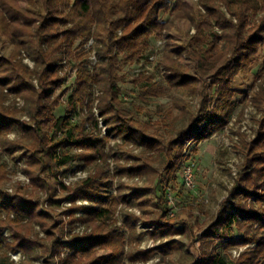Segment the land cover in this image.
<instances>
[{"label": "trees", "instance_id": "1", "mask_svg": "<svg viewBox=\"0 0 264 264\" xmlns=\"http://www.w3.org/2000/svg\"><path fill=\"white\" fill-rule=\"evenodd\" d=\"M27 3L35 8L0 0V264H12L9 253L15 251L25 256L20 264H144L156 253L162 257L156 264H163L181 248L173 237H193L198 222L170 216L162 184L173 189L181 183V168L197 154V145L231 121L242 101L235 96L245 95L232 87L235 77L248 71L264 46V0H197V6L185 0ZM181 20L194 34L178 42L172 31ZM160 38L165 45L159 64L169 91L199 101L193 110L174 97L171 107L156 110L153 118L143 107L162 95L153 76L131 78L135 95L127 98L123 68L148 61L152 43ZM92 52L96 62L89 68ZM23 53L35 69L21 61ZM11 96L24 100L29 121L6 104ZM248 96L260 114L256 137L240 139L239 175L216 215L199 225V254L189 264H264V88ZM181 120L186 123L178 127ZM15 129L19 136L9 138ZM129 146L141 148V155L122 160V149ZM17 152L26 160L29 194L2 188L8 173L4 158ZM87 167L85 178L64 182L66 173ZM125 176L148 182H125ZM41 192L47 193L48 208L42 207ZM65 201L71 205L55 212ZM120 206L125 207L118 211ZM56 214L64 220L58 222ZM77 224L83 226L81 233L74 232ZM140 225L147 230L138 232ZM5 229L11 242L3 238ZM146 234L154 241L169 239L144 249L140 241ZM237 246L248 247L237 257H223L221 251Z\"/></svg>", "mask_w": 264, "mask_h": 264}, {"label": "rangeland", "instance_id": "2", "mask_svg": "<svg viewBox=\"0 0 264 264\" xmlns=\"http://www.w3.org/2000/svg\"><path fill=\"white\" fill-rule=\"evenodd\" d=\"M19 4L28 9H34V6H31L27 3V0H17ZM185 2L197 6L196 2L197 0H185ZM163 16V18H165ZM191 34H194V29L190 26V24L185 21L181 20L177 23L175 26V29L172 31V37L175 39V41H183L189 38ZM162 41L161 44L159 42L152 43L153 46V52L148 55L149 59L148 61H143L139 64H133V65H126L123 68V72L125 73L127 82L124 83L123 86V96L127 98H133L135 95V87L134 85L129 81L131 78L136 77L137 73L142 74H150L153 76L154 81L157 83L162 95L158 98H150L147 100L145 104H143V107L145 111H148L152 114V117L155 118L157 115L156 110H166L171 107L172 105V98H178L183 100L184 102L191 105L192 109L195 110L197 108L198 104V97L197 96H188L187 94H181V93H174L172 91H169L167 84L164 82L162 78V67L159 64L162 53L164 51V40L160 38ZM92 40H89L85 48H89L91 46L90 43H92ZM10 48L7 46L5 48V54H8ZM94 52H92L90 58H89V64L91 65L94 61H96V58H94ZM151 57L153 59H151ZM23 63H25L30 69H35V62L28 56H26L25 53H23V59L21 60ZM185 64L193 70V65L189 60L185 61ZM65 75V73H60ZM75 70L68 72V79L67 84L69 85L71 82L74 81L75 77ZM35 84H37V81H34ZM262 86L264 88V46L260 50L257 60L251 65V67L248 69L247 72L238 74L235 77V80L232 84V87L234 88H240L239 91L245 92V99L244 94H238L235 96V100H242L240 101L235 108L234 114L231 118V121L226 125V133L224 128L220 131L214 133L208 139L202 141L199 143L196 147L197 154L191 155L196 165V171H195V181H196V188L191 191H186L183 189V186L180 182L173 184L172 194L175 196V199L180 202L179 207H176L175 209V215L181 216L182 219L188 220V218L193 221V219H197L198 224L196 223L194 229H193V237H186L181 235H176L173 237V239H177L181 243V248L179 250L173 251L169 257L163 262V264H189L191 262L192 256L196 257L199 254V248L200 242L197 240V237H199L200 230L199 225L207 223L213 216L216 215L217 210L219 208V204L221 201L228 196V191L232 188L234 185L237 176L239 175V172L241 170V165L243 162V154L241 152V140L245 139L246 141H251L255 139L256 132L258 129V119L260 117V114L252 104L250 98H249V91L258 90L259 87ZM58 92V91H57ZM96 92V90H94ZM13 104L16 109L19 111V115L21 117L22 121H29V116L27 114V111L25 108L27 107L24 100L20 97H12L6 104ZM97 101H94L93 106L95 107ZM95 108H93L94 111ZM63 110L60 109L56 114L61 113ZM94 113H97L94 111ZM178 111H175V114H178ZM149 115V114H148ZM142 118H147V116H143ZM183 123H186V121L181 120L177 124L178 127H181L184 125ZM231 123V124H230ZM18 130H13L11 133H9V138L14 139L17 136H19ZM115 142H120L117 140H111L110 146H113ZM130 148L132 150H130ZM117 149V148H116ZM123 153H122V160L126 159L128 161H132L133 159L139 157L141 155V148H132L129 146L128 148L123 147ZM191 150V148H189ZM77 152H80V150H77ZM124 158V159H123ZM5 163L7 164V177L4 183L2 184V188L5 192L9 194L14 193H24L26 192L29 194L31 193V183L30 178L26 173V160L25 157H22L20 155V152H17L14 157L5 156L4 158ZM75 163V161H74ZM77 164V163H75ZM111 163V167L112 168ZM79 169V168H77ZM90 171V168L87 167L86 170L81 172L80 175L74 174L75 172L72 171V176H76L74 180H72V183H74L77 180H80L82 178H85ZM86 172V173H85ZM67 174L64 176L67 181ZM86 176H85V175ZM84 175V176H83ZM82 176V177H81ZM79 177V178H78ZM181 180V178H178ZM125 182H133L138 183L139 185H144L148 182L146 180V177H123ZM156 181V180H155ZM180 184V185H179ZM54 188V185L51 184V189ZM114 192V190H112ZM46 192H41V201H42V207L48 208L49 206H43V202L45 201ZM47 202V201H46ZM48 204V202H47ZM55 204V203H54ZM190 207L189 213H191V216H189V213L184 210L185 206ZM69 207V206H68ZM125 206H122L124 208ZM67 207H60L55 208L56 211H62ZM121 210V209H120ZM132 211H136V214H139V211L137 208H132ZM56 220L60 222L61 220H64V218L60 214H56L55 216ZM122 220V219H121ZM36 230H39V228L36 226ZM139 231H144L142 229L141 225L137 228ZM75 232V231H74ZM39 236H43L42 233L39 234ZM3 238H5L8 242H11L12 239L10 237V232L8 229H5L3 231ZM169 238L164 237L161 240L154 241L150 238L148 234L144 235L140 241V247L141 248H149L154 245L159 244L160 242H165ZM239 238H235L234 242H238ZM221 247V246H220ZM219 247V248H220ZM248 246H237L231 248L228 253L221 251L223 257L228 258V254H230L232 257H237L239 252H242L245 250ZM235 251V252H233ZM236 252V256L234 255ZM23 253L21 251H15L10 252V260L13 261L12 264H20V262L25 258ZM12 255L16 256V261L12 259ZM63 255V254H62ZM162 259L161 255L156 253L154 254L146 263L144 264H156L157 262H160ZM35 264H43L41 260H36L34 262ZM125 264H128L126 262ZM136 264H141L136 263Z\"/></svg>", "mask_w": 264, "mask_h": 264}, {"label": "built area", "instance_id": "3", "mask_svg": "<svg viewBox=\"0 0 264 264\" xmlns=\"http://www.w3.org/2000/svg\"><path fill=\"white\" fill-rule=\"evenodd\" d=\"M157 42H159V44H161L162 43V41L161 40H158ZM151 59H153L152 57H151ZM95 62L96 61H94L90 66H89V68H92V65L93 64H95ZM61 73V72H60ZM140 73V72H139ZM139 73H137V75L139 74ZM94 111L96 112V108L94 109ZM95 115L97 116V113H95ZM231 124V123H230ZM99 127H100V130H101V133L102 134H105V132H106V130H105V127L103 126V124H102V122L101 121H99ZM226 128L227 127H224V130H225V133L227 132L226 131ZM213 136H215V135H213ZM187 145V147H186V149H185V154H189L190 153V150H189V148H190V144L189 143H187L186 144ZM83 171L84 170H81V169H77V168H74L73 169V172H75L74 174H76V176L77 175H80V173L82 172L83 173ZM195 171H196V165H195V163H194V161L191 159V161H188V162H186L183 166H182V168H181V173H180V176H181V185L183 186V189L184 190H186V191H193L195 188H196V181H195ZM72 173V172H71ZM71 173H68L67 174V181H66V178L64 177L63 178V180H64V182L66 183V184H70L71 182H72V180H74L75 178H76V176H72L71 175ZM86 173V172H85ZM85 175V174H84ZM83 175V176H84ZM86 176V175H85ZM82 177V176H81ZM79 178V177H78ZM77 179V178H76ZM162 186H164L163 188H164V196H165V200H166V203H167V206H168V208H169V214H170V216L171 215H173V214H175L174 212H175V209H176V207H179V204H180V202L178 201V200H176L175 199V196H173V194H172V189H170V188H167L166 186H165V184H162ZM113 192V191H112ZM77 204H87V202L86 201H77L76 202ZM48 204H47V202L46 201H44L43 202V206H47ZM71 205V203L70 202H63L62 203V207L64 208V207H67L68 208V206H70ZM122 208V206H120L119 208H118V211H120V209ZM134 212H136L135 210H134ZM137 213V212H136ZM116 216H117V218H118V223H117V225L118 226H121L122 225V220H121V217H120V214H119V212H117V214H116ZM142 229H144V228H142ZM144 230H147V229H144ZM74 231L75 232H79V233H81L82 231H83V226H81V225H79V224H77V226H76V228L74 229ZM233 252H235V251H233ZM238 252H236L234 255L236 256V254H237ZM240 253V252H239ZM238 253V254H239ZM12 259H14L15 261L17 260L16 259V256L14 255H12Z\"/></svg>", "mask_w": 264, "mask_h": 264}, {"label": "crops", "instance_id": "4", "mask_svg": "<svg viewBox=\"0 0 264 264\" xmlns=\"http://www.w3.org/2000/svg\"><path fill=\"white\" fill-rule=\"evenodd\" d=\"M233 88H234V87H233ZM234 89L239 91L240 88H234Z\"/></svg>", "mask_w": 264, "mask_h": 264}]
</instances>
